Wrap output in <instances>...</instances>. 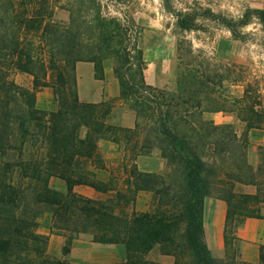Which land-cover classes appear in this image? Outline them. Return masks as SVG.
<instances>
[{
  "label": "trees",
  "instance_id": "obj_1",
  "mask_svg": "<svg viewBox=\"0 0 264 264\" xmlns=\"http://www.w3.org/2000/svg\"><path fill=\"white\" fill-rule=\"evenodd\" d=\"M87 3L0 0V264H74L48 253L49 238L37 231L45 213L51 215V231L66 239L64 256L79 234L90 233L93 242L124 246L125 261L115 264H155L146 256L156 246L175 258L171 264H220L205 241L204 200L213 196L227 204V247L231 224L262 218L264 147L257 165H252L248 132L264 130V112L245 106L240 111L242 134L230 124L205 122L194 95L185 98L146 83L142 51L123 46L130 40L129 31L119 20L103 17L99 5L90 8L94 16L88 19ZM58 8L69 11L68 22L54 18ZM192 14L176 13L181 27H195L194 19L186 18ZM201 15L219 19L235 38L253 17L264 32V9H248L240 20L211 10ZM111 56L121 68L133 69L127 74L116 67L114 73L121 97L136 113L134 128L112 125L105 102L85 103L77 95V62H92L95 74L103 79V61ZM12 71L32 76L33 88L13 81ZM49 77L54 82H48ZM50 84L58 102L52 112L36 107V91ZM115 131L122 139H110L109 133ZM100 140L120 142L124 151L122 162L108 166L106 181L97 174L106 170ZM153 150L167 161V176L137 168L136 158ZM52 178L62 180L65 190L52 188ZM122 184L127 190L120 188ZM250 184L257 187L255 195L237 191ZM80 185L115 195L93 199L75 191ZM139 192L152 193L153 208L126 210ZM226 264L249 263L232 259ZM258 264H264V244Z\"/></svg>",
  "mask_w": 264,
  "mask_h": 264
},
{
  "label": "rangeland",
  "instance_id": "obj_2",
  "mask_svg": "<svg viewBox=\"0 0 264 264\" xmlns=\"http://www.w3.org/2000/svg\"><path fill=\"white\" fill-rule=\"evenodd\" d=\"M93 1L96 2V6L91 3V0H88L87 18L91 19L94 16V9L90 10V8L99 5L103 17L119 20L121 26L129 31L130 40L123 43V46L127 45L131 50L139 49L142 51L146 83L160 91L173 94L181 93L182 97L185 98L194 95L195 99L201 103L199 111H203L202 119L205 122L209 120L203 117L204 113L215 112L213 110L222 108L224 109L223 113H227L232 118V121L226 124H230L238 134H242L245 131V123L240 120V111L244 108L246 110L245 106H248L255 111L264 112V32L258 20L255 17L251 18L249 24L239 28L241 36L235 38L219 19L201 15L204 10H211L229 20H240L248 9H264V0H159V4L156 3V0ZM59 12H65L69 20V11L58 8L54 14L57 21L68 22V20L62 21L60 19ZM113 12L117 14L114 15ZM177 12H192L193 14L186 18L188 20L194 19L195 27L193 29L181 27L176 16ZM158 16L162 18L158 19ZM249 25L253 26L251 30H248ZM105 60H109L111 63L109 80L112 89L114 88L117 94L101 102H105L110 109L112 118L109 122L116 127L123 128L115 125L113 119L125 112L135 113V111L131 109V102L121 97L119 80L114 70L116 67H120L121 72L131 74L133 69L121 68V62L113 56ZM103 72L102 80L105 79L104 68ZM95 77L99 79L96 74ZM10 78L26 89L31 90L33 88L32 76L27 73L12 71ZM77 80L78 75L75 66L78 95ZM48 82L54 81L49 77ZM51 85L36 91V107L48 112L58 109V102L54 97ZM250 132H253L252 135ZM263 135L264 130L249 131L250 146L255 145V141L262 140ZM108 136L110 139H122L120 131L109 133ZM107 141L112 142L111 140ZM115 144L118 145V150L108 143L98 144L99 153L106 165V170H97L98 178L101 180L106 181L108 179V166H117L124 159L123 146L120 142ZM117 151L120 153V155L118 154L119 157H111L117 154ZM259 153L260 150L257 153H252V156L255 155L259 158ZM148 155L161 156L158 150H153ZM167 167L168 171L164 176L169 174L168 164ZM166 181H168V177ZM49 185L60 191H64L66 188L65 183L57 178H52ZM120 188L127 190L125 184H122ZM139 193H137L139 196L136 195L135 197V203L130 202L126 206V210L135 209L138 211L137 208H148L149 211L153 208L152 193ZM114 195V192L105 193L102 199L98 200H106ZM128 195L132 197V190L129 189ZM38 221L40 226L37 231L49 238L48 253L59 259H66L77 264L72 261L70 253L66 256L63 255L62 249L66 239L51 231V215L45 213ZM241 225L234 222L227 229L231 245L226 246L225 258L220 261L217 260L220 264H226L232 259L241 263L237 260L240 243L235 241V233ZM75 239L80 241L77 248L79 252L85 253L87 264H115L125 261L126 254L123 245H107L97 242L92 244L93 237L90 233H81ZM162 255L165 254H162L160 247L156 246L147 254L146 259L155 264H167L161 260Z\"/></svg>",
  "mask_w": 264,
  "mask_h": 264
},
{
  "label": "crops",
  "instance_id": "obj_3",
  "mask_svg": "<svg viewBox=\"0 0 264 264\" xmlns=\"http://www.w3.org/2000/svg\"><path fill=\"white\" fill-rule=\"evenodd\" d=\"M58 15L62 21L68 20V16L65 12H59ZM103 68L105 69V79H97L95 77L94 64L92 62H77V88L80 101L98 103L111 96H116L117 93L114 91V88L112 89V84H110L111 82L109 80L111 69L109 60L103 61ZM203 115L206 120L213 121L214 124H226L232 121L231 116L223 112H210L204 113ZM136 122L137 118L133 112H125L113 119L115 125H119L123 128H134ZM252 133L253 132H250L251 135ZM255 142V145H251L248 148L249 162L254 166L258 163V157L255 155L252 156V153H257L260 147H264V135L262 140ZM102 143H108L118 150V145L113 142L100 140L99 145H102ZM118 154L120 155L117 151V154L111 157H119ZM135 163L140 171L146 173L164 175L168 171L167 161L161 156L140 155L136 158ZM75 191L94 199H102L103 195H105V193L97 192L83 185L75 187ZM237 191L239 193L255 195L257 193V187L252 184L240 185ZM139 194H137V197ZM137 210L139 212H146L148 208H137ZM226 214L227 204L224 200L213 196L205 198L203 209L205 241L212 256L219 261L225 258L226 245L224 236L227 221ZM261 215L262 218L245 219L235 233V241L240 243L237 255V260L240 262L258 264L260 246L264 244V205L261 207ZM78 243H80V241L77 239H74L72 242L70 256L73 260H71L77 264H87L85 262V258H87L85 257V253L78 251ZM92 244L95 243L93 242ZM161 260L164 263L171 264L174 262V257L171 255H162Z\"/></svg>",
  "mask_w": 264,
  "mask_h": 264
},
{
  "label": "clouds",
  "instance_id": "obj_4",
  "mask_svg": "<svg viewBox=\"0 0 264 264\" xmlns=\"http://www.w3.org/2000/svg\"><path fill=\"white\" fill-rule=\"evenodd\" d=\"M156 3L159 4V0H156ZM181 6H182V5H181ZM149 7H151V5H149ZM153 10L155 11V9H153ZM113 14L116 15L117 13L113 12ZM161 18H162V17H159V16H158V19H161ZM153 23L155 24L156 22H153ZM252 27H253L252 25H249V26H248V30H251Z\"/></svg>",
  "mask_w": 264,
  "mask_h": 264
}]
</instances>
